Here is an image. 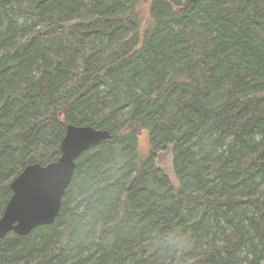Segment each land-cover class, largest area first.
Instances as JSON below:
<instances>
[{"label": "trees", "instance_id": "1", "mask_svg": "<svg viewBox=\"0 0 264 264\" xmlns=\"http://www.w3.org/2000/svg\"><path fill=\"white\" fill-rule=\"evenodd\" d=\"M66 124L110 136L0 264H264V0H0V215Z\"/></svg>", "mask_w": 264, "mask_h": 264}, {"label": "water", "instance_id": "2", "mask_svg": "<svg viewBox=\"0 0 264 264\" xmlns=\"http://www.w3.org/2000/svg\"><path fill=\"white\" fill-rule=\"evenodd\" d=\"M108 136L107 131L91 125L66 124L57 160L30 163L10 181L11 195L0 216V237L10 231L25 235L40 224H51L60 211L75 159Z\"/></svg>", "mask_w": 264, "mask_h": 264}, {"label": "rangeland", "instance_id": "3", "mask_svg": "<svg viewBox=\"0 0 264 264\" xmlns=\"http://www.w3.org/2000/svg\"><path fill=\"white\" fill-rule=\"evenodd\" d=\"M138 10H139L141 17H142V20H143L142 28H141V37H142L144 29H145L147 22H148V19H149V2L147 1V2L143 3L139 7ZM137 132H138L139 153L141 156H144L146 154L148 155L150 153V151H149V144H148V139H147V131L145 129L138 128ZM171 159H172V153H171L170 148H169V150L161 151L160 153L157 154V156H155V162H156L157 166L161 167V169L169 176L170 180L173 182L174 185H177L178 181L173 174ZM4 207H5V205H4ZM3 210H4V208H3ZM3 210H2V212H3ZM2 212H1V214H2Z\"/></svg>", "mask_w": 264, "mask_h": 264}, {"label": "bare ground", "instance_id": "4", "mask_svg": "<svg viewBox=\"0 0 264 264\" xmlns=\"http://www.w3.org/2000/svg\"><path fill=\"white\" fill-rule=\"evenodd\" d=\"M11 61H12V60H11ZM104 131H107V130H104ZM107 132H108V131H107ZM108 134H109V132H108ZM109 136H110V134H109ZM109 136H108V137H109ZM28 233H29V232H28Z\"/></svg>", "mask_w": 264, "mask_h": 264}]
</instances>
